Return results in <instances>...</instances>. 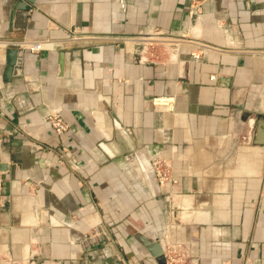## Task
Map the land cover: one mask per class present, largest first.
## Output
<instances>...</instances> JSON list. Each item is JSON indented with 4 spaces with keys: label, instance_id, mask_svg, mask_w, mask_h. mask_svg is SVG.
Listing matches in <instances>:
<instances>
[{
    "label": "crops",
    "instance_id": "crops-1",
    "mask_svg": "<svg viewBox=\"0 0 264 264\" xmlns=\"http://www.w3.org/2000/svg\"><path fill=\"white\" fill-rule=\"evenodd\" d=\"M190 11L191 0H0V264H156L138 237L160 238L178 264H264V0ZM46 40L54 49H20L7 81L4 45ZM159 96L174 103L156 107ZM53 112L66 132L46 122ZM154 157L173 182L158 185Z\"/></svg>",
    "mask_w": 264,
    "mask_h": 264
},
{
    "label": "water",
    "instance_id": "water-1",
    "mask_svg": "<svg viewBox=\"0 0 264 264\" xmlns=\"http://www.w3.org/2000/svg\"><path fill=\"white\" fill-rule=\"evenodd\" d=\"M28 3H34L35 0H26ZM27 3H22L21 6L18 7V10L25 11L27 10ZM22 50L20 49H14L10 48L6 50V62H7V68H6V75L5 78L7 81H10L11 76H13V72H16L14 76L20 77L21 72V62L17 60V58H22ZM58 76L62 77L64 73V52L60 51L58 53ZM17 91L14 92L16 94V97L19 99L30 101L29 95L26 91L22 89H16ZM8 93V92H7ZM1 99V94H0ZM113 118V139L117 144H121L123 146V150L120 152L119 156H125L131 153V149L128 145V132L127 130L122 126V124L114 117ZM257 132L260 134V138L256 139L255 142L262 143L264 142V120L262 117L258 118L257 120ZM109 148V147H108ZM114 156L115 154L112 153ZM1 171H5L6 167L0 166ZM139 241L142 243V245L145 247L147 253L156 264H165V257H164V251L165 247L163 245V241H161L160 238H145V237H138Z\"/></svg>",
    "mask_w": 264,
    "mask_h": 264
},
{
    "label": "built area",
    "instance_id": "built-area-1",
    "mask_svg": "<svg viewBox=\"0 0 264 264\" xmlns=\"http://www.w3.org/2000/svg\"><path fill=\"white\" fill-rule=\"evenodd\" d=\"M207 0H191V11L190 13L193 15L195 13V8L200 6L203 2H205ZM152 35H147L146 41H147V46L150 50L154 49L155 47L153 46L154 43V39L152 38ZM168 37V36H167ZM6 47H14V48H19V49H25L28 50L29 52L33 53V52H38L40 50H44V49H54V45L50 42V41H39L33 44H26V43H8L6 45H4V48ZM159 52V51H158ZM149 54L152 57H158V55L154 52V51H149ZM162 53L159 54V56H161ZM191 58L194 60H199L200 59V53L199 54H194L191 53L190 54ZM214 76L210 77V80H213ZM158 100H162L164 103L163 105H161V107H166V106H170L174 103V99L173 98H168V97H164V96H159L157 98L152 99V104L154 106H158L157 102ZM161 102V101H160ZM45 120L48 123V125L56 132V133H64L67 131L68 126L67 124L64 122V120L61 118V116L56 113H47L45 116ZM159 164L158 161H154L153 163V170H157L160 169L161 166L157 165ZM173 182V178L172 175L169 174L167 177L165 176L164 178H161V180L159 181L160 184L161 183H167V182ZM179 263V256L177 255V253L175 252L174 248L172 247L170 249V251H168V254L165 255V264H178Z\"/></svg>",
    "mask_w": 264,
    "mask_h": 264
},
{
    "label": "rangeland",
    "instance_id": "rangeland-1",
    "mask_svg": "<svg viewBox=\"0 0 264 264\" xmlns=\"http://www.w3.org/2000/svg\"><path fill=\"white\" fill-rule=\"evenodd\" d=\"M164 52H165V49H164ZM164 52H162V53H164ZM154 161L159 162L157 167L161 166L160 169H158L159 171L154 170V175H155L156 181H157L158 185H165L164 182L160 184L159 181L161 180V178H164L165 176L167 177L169 174L172 175L170 168H169L170 163L163 162L161 157H154L153 159H151L152 166H153ZM31 214H33V209H32L31 204H30V209H27V216L29 217V220H30V216H32Z\"/></svg>",
    "mask_w": 264,
    "mask_h": 264
},
{
    "label": "bare ground",
    "instance_id": "bare-ground-1",
    "mask_svg": "<svg viewBox=\"0 0 264 264\" xmlns=\"http://www.w3.org/2000/svg\"><path fill=\"white\" fill-rule=\"evenodd\" d=\"M161 101V102H160ZM157 102V107H159V108H169L170 106H166V107H161V105H163L164 103H162L163 101L162 100H158V101H156Z\"/></svg>",
    "mask_w": 264,
    "mask_h": 264
}]
</instances>
